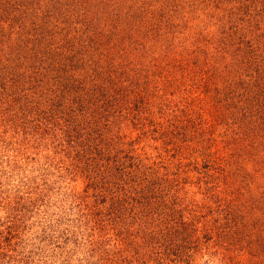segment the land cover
<instances>
[{
	"label": "rangeland",
	"instance_id": "374dc122",
	"mask_svg": "<svg viewBox=\"0 0 264 264\" xmlns=\"http://www.w3.org/2000/svg\"><path fill=\"white\" fill-rule=\"evenodd\" d=\"M263 11L264 0H0L7 87L0 101V264H160L147 234L162 222L159 211L145 222L121 210L138 183L153 179L166 201L181 199L164 213L192 223L181 238H169L170 261L161 264H264V50L253 49L262 30L251 26ZM39 33L54 35L48 53L43 47L35 56ZM109 61L120 80L128 70L145 85L137 92L143 104L131 109L137 127L127 111L109 116L106 126L86 116L107 135L126 132L136 141L129 163L140 168L117 162L119 177L106 183L119 188L114 212L127 221L85 217L81 194L89 207L107 193L86 179L72 181L70 157L54 155L53 145L68 139L65 129H52L61 108L49 115L51 129L31 139L37 111L50 106L45 93H58L77 74H88L82 83L91 90L94 75L112 71ZM106 143L100 149L118 151L122 161L126 146L117 138Z\"/></svg>",
	"mask_w": 264,
	"mask_h": 264
},
{
	"label": "trees",
	"instance_id": "16d2710c",
	"mask_svg": "<svg viewBox=\"0 0 264 264\" xmlns=\"http://www.w3.org/2000/svg\"><path fill=\"white\" fill-rule=\"evenodd\" d=\"M264 12V11H263ZM261 16V15H260ZM262 18L251 19V26L254 27L256 31H260L261 33H257L256 40L253 44L254 50H264V39L261 38V34L264 33V13L261 16ZM0 18H2L0 16ZM7 20V17H6ZM263 26V27H262ZM262 29H259V28ZM54 33V32H53ZM51 33L45 36L44 33H39L38 38L42 40V47H37V52L34 53L35 56L39 55L41 48L45 47L47 50H42L43 54H47L49 51V47L51 44L52 36L54 35ZM41 40H39L41 42ZM58 54H61L59 52ZM250 54V53H249ZM248 54V55H249ZM255 54V51H253V54ZM41 59V58H40ZM78 59V58H77ZM79 60V59H78ZM251 60V58H250ZM80 62V61H79ZM107 69L112 70L108 71V74H104V76L101 75H94L92 77L93 82L88 85L91 90L86 87L85 83H82L83 78H88V74H84L83 77L80 79L78 74L73 79L72 76L69 78H66L64 82H62V88L61 91L58 93L51 89L50 92L45 93L46 99L42 98L45 102L50 103V106L48 108L42 109L40 115L36 119L35 123V135L31 137V139H41V133L42 131L45 133L47 129H51L48 124H52V117H49V115L53 114L55 108H61L59 115L57 119L55 120V123H53L52 129H65V135L67 136L65 144L62 143V140L59 139V146H57L58 141L56 144H50L53 145L54 148V155L59 156L60 162L62 160H65L62 156H69V163L72 167L71 175L73 178L72 181H75L77 178H83L86 179V184L92 187H95L96 189L103 190L107 193V195L102 196V193H100V197L97 196L96 201L92 202L95 203L90 205L88 207V201L85 199L87 192H84L81 194L82 201L81 203L84 204L85 210V217L88 219L89 217H92L93 214H100L104 219L109 218L115 220L116 218L120 220L127 221L122 212L117 213L114 212V205H115V199L118 196L117 193L114 192L119 191V188L110 191L106 185L110 184L107 183V179L109 177H119L122 168H131L135 164L131 161L129 163L130 159H133L134 153H136V149L132 146L136 144L135 139H131V136L128 135L126 132L125 137H121L123 135L117 136L114 135L112 132L111 134L107 135V132L102 130L103 128L98 125L94 124H88L86 121L89 118H92L93 120L95 117H101L103 121V125L106 126L107 120H109V116L112 117L117 115V112L127 111L124 115H126V118L128 117L130 119L131 125L133 127H137L138 125V116L134 113L133 110H131L133 107H141L140 102L143 104L145 98L142 95H138L139 87L144 89L145 85L141 82H138L136 78H133L132 75L127 70V78L124 80H120L119 76L117 75L118 66L114 65L115 61H109ZM81 63V62H80ZM119 62H117L118 65ZM251 63V61H250ZM74 63H72L73 65ZM120 64V63H119ZM105 66V67H106ZM61 70L63 67H60ZM104 68V67H103ZM103 68L99 70L102 72ZM259 68V67H258ZM129 71H131L129 69ZM235 74L237 73L236 69H233ZM1 72V71H0ZM97 73V72H96ZM239 75V73H238ZM58 76V75H57ZM60 76V75H59ZM240 77V76H237ZM256 77V76H255ZM100 78V81H99ZM264 78V76L261 75L259 79ZM4 75L0 74V101L2 102L3 97H6V80H4ZM60 79L63 81L62 77L60 76ZM75 87V88H74ZM29 91L31 87H28ZM77 89V90H76ZM87 89V91H86ZM17 90V89H16ZM31 90H35L34 87ZM78 93V95H75V92ZM111 90H113L116 94L111 95ZM24 91V96H25ZM36 92V91H34ZM29 93V92H28ZM23 95L21 96V100H23ZM28 96L24 99V104H26ZM141 98V100L139 99ZM38 100V99H34ZM5 102V98L4 101ZM22 103V102H21ZM46 103V105H47ZM71 103H75L76 106L73 107ZM28 105V104H27ZM2 106H0V118L2 114ZM66 108V112L64 110ZM53 111V112H50ZM35 112V110H34ZM108 113H111L107 115ZM90 116L89 118L86 116ZM110 122V120H109ZM142 125V123H139ZM69 126V129H68ZM121 129L124 128L123 125H119ZM63 128V129H62ZM68 130V131H67ZM33 134V133H32ZM117 136V137H116ZM55 137L52 140L58 139V134H55L52 136ZM120 137L122 139H120ZM116 138L118 141L122 142V145L126 146L127 152L123 154V160L119 161V153L118 151L112 152H104L100 149L101 146L107 145L106 142H112L114 144V140L116 141ZM126 138V139H125ZM140 139V136L137 137V140ZM122 140V141H121ZM53 142V141H52ZM57 146V147H56ZM48 147V146H47ZM113 151V150H112ZM134 152V153H133ZM137 155V154H136ZM182 155V154H181ZM57 157V156H55ZM127 158V159H125ZM119 162L121 164V167H116V163ZM162 163V162H161ZM160 163V164H161ZM158 164V163H157ZM136 169L140 168L139 165H135ZM151 167V166H150ZM135 168V167H134ZM153 168V166L151 167ZM117 171H120L117 173ZM123 173V172H122ZM132 174V173H131ZM129 175L128 178L130 181L134 182L132 178H134V174ZM98 180V181H97ZM95 181V183H93ZM91 182V183H89ZM107 183V184H106ZM86 185V186H87ZM105 188V190L103 189ZM222 187L219 188L221 190ZM106 190H109L108 192ZM223 191V189H222ZM110 192L114 195V200L109 201L107 196L110 194ZM173 192H176L173 190ZM134 196L131 197V201L128 203V207L121 209L124 213H126V210L129 211V213H132L133 215L139 216V219L149 220V218L154 219L157 215H160V218L162 222H155L152 227H157L156 229H152V231H149L151 233L149 236L155 237L154 240V254L155 258L157 259L158 263L161 264L165 259L167 261H170L168 254L172 252V249L167 246V243L169 241V238L171 237H178L181 238L182 235V227L188 223V221L191 219H187V217H184V215L181 214L178 218L173 216V212L164 213L165 207H170L172 209V205H178L180 203V200L178 198L176 199L174 197V200L172 201H166L167 198L166 192H164L162 189L158 186V179H153L149 182H147L145 185L138 183V186L134 187ZM177 193V192H176ZM230 194V192H229ZM231 195V194H230ZM105 203L107 204V207L105 208H99L100 204L101 206H105ZM161 206V207H160ZM102 209H105L102 211ZM185 213V212H183ZM155 214V215H154ZM188 214V213H187ZM189 216V215H187ZM131 217V218H132ZM99 219V218H98ZM135 219V218H134ZM96 225L95 228L98 230H102L104 225L98 221L94 223ZM149 224V223H148ZM149 227V226H148ZM147 227V230L150 228ZM106 229V227H105ZM104 229V231H105ZM196 227L191 229L192 234H195ZM146 234V233H145ZM144 238V235H143ZM151 238V237H150Z\"/></svg>",
	"mask_w": 264,
	"mask_h": 264
}]
</instances>
